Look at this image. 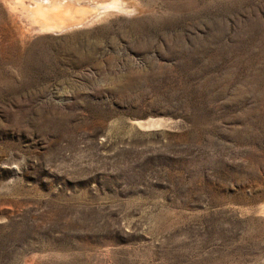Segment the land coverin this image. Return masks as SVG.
I'll return each mask as SVG.
<instances>
[{"label":"rangeland","instance_id":"rangeland-1","mask_svg":"<svg viewBox=\"0 0 264 264\" xmlns=\"http://www.w3.org/2000/svg\"><path fill=\"white\" fill-rule=\"evenodd\" d=\"M0 264H264V0H0Z\"/></svg>","mask_w":264,"mask_h":264},{"label":"bare ground","instance_id":"bare-ground-1","mask_svg":"<svg viewBox=\"0 0 264 264\" xmlns=\"http://www.w3.org/2000/svg\"><path fill=\"white\" fill-rule=\"evenodd\" d=\"M38 3L39 4L36 3L37 4L36 6H32L31 7V11L33 10L32 12H34V11L40 10L39 13L41 14V16L40 15L39 16L41 18L43 16L45 20L48 19L50 21V23L48 25H44L45 22H42V20H37L36 17H34V15L32 14V16L34 17V23H36L38 26H42L41 28L45 27V29L47 28L48 30H52V29L58 30V29L62 28L63 26H65L68 23L76 24L75 22L77 21V14H78L77 10L75 9L76 6H75V8L71 7V5L69 6L68 3H63V1H62V3H60L55 8L54 7H50V5H48V3H46L44 5L41 4L40 2H38ZM77 8H79V7H77ZM104 8L105 7L102 6L100 8H97V10L98 11L99 10L103 11ZM43 9H46V10H43ZM98 11H96L97 12V16H98V13H99Z\"/></svg>","mask_w":264,"mask_h":264}]
</instances>
